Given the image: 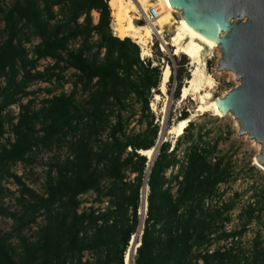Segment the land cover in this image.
I'll list each match as a JSON object with an SVG mask.
<instances>
[{"label": "trees", "instance_id": "1", "mask_svg": "<svg viewBox=\"0 0 264 264\" xmlns=\"http://www.w3.org/2000/svg\"><path fill=\"white\" fill-rule=\"evenodd\" d=\"M0 19V218L13 224L0 233V264H123L139 224L146 158L138 151L153 148L158 133L148 107L151 90L159 85L158 67L142 61L130 39L112 34L108 0H11L0 7ZM43 59L52 64L39 71ZM68 70L74 71L69 93L52 96L46 90L50 96L35 108L27 99L29 85L62 83ZM181 79L180 74L175 97ZM131 102L139 106V122L145 118L136 133L127 132ZM15 104L13 115L8 110ZM185 118L181 113L180 120ZM193 127L189 121L173 146H159L148 174L134 264H264L258 235L252 253L236 244L262 212L260 199L241 209L239 230L225 231L239 195L214 208L205 207L204 200L230 181L232 167L218 154L220 136L207 139V131L193 133ZM54 148L65 155L47 163L42 193L36 195L10 168L31 165L35 151ZM9 180L17 188L14 212L1 202L9 192L2 181ZM87 193L94 194L98 207L80 210V197ZM103 201L107 207L101 209ZM36 220L42 226L26 237L24 230ZM228 239L230 247L207 252ZM84 253L92 254L93 262L82 261Z\"/></svg>", "mask_w": 264, "mask_h": 264}, {"label": "rangeland", "instance_id": "2", "mask_svg": "<svg viewBox=\"0 0 264 264\" xmlns=\"http://www.w3.org/2000/svg\"><path fill=\"white\" fill-rule=\"evenodd\" d=\"M11 0H0V7L9 5ZM153 4V0H149L146 5V10ZM110 9V8H109ZM111 12V11H110ZM173 19L178 21L180 15L178 13L172 14ZM93 23L97 22V14L91 13ZM111 17V16H110ZM138 26L146 25L147 20L145 16L140 14L138 20H136ZM2 28V22L0 19V29ZM110 28L112 34L113 31L112 17L110 22ZM174 30L173 25H167L163 28L162 38L152 35V39L149 44L150 56L141 57L142 61H149L151 67H158L160 75L165 67L169 68L170 75L166 84V94H160L158 87L151 90V98L149 101V110L153 114V123L158 126V133L156 141L161 143H170L171 146L175 142L174 134L169 133V130L177 125V121L180 120V114L186 113V118L189 119L194 125L192 132L200 130L201 132L207 131L209 133L207 139H213L214 137L221 138V141L217 145V151L220 156H224L232 167L231 179L225 184H220L216 187L217 195L213 200L208 198L207 208L219 207L225 201L233 198V195L237 193L239 198L236 200V207L230 214V222L224 225L226 232L239 230L241 226V220L239 213L246 204H253L257 201L258 197L261 201V206L264 207V171L254 165V158L259 154L260 146L253 140L248 139L247 136L238 135V125L236 120L232 116H226L224 118H217L211 115V113H199L197 112L198 100L189 95L184 101L180 102L179 95L175 97L177 93L178 77L181 74L180 89L185 85V81L190 77L192 70V63L189 60L192 54L182 52L181 54L174 55L173 40H170L169 45H164V51L161 49L162 42H169V38ZM160 40V41H159ZM37 40H34L36 43ZM178 42V41H177ZM28 47V46H27ZM139 51L141 52L140 48ZM205 60V73L209 74L215 82V86L210 91L211 99H217L225 95L231 89L239 85V81L236 80L233 73L229 71H216L218 61L221 59V54L218 50L205 49L202 53ZM52 61L49 59H43L38 62L37 70H44L49 67ZM73 70H68L64 73V81L62 83H44L33 82L27 88V91L32 93L27 99L34 101V107L40 106L41 99L47 98L50 95H57L61 92L68 94L71 86L70 83L73 80ZM1 83V81H0ZM46 90H51V94L48 95ZM155 95L159 96V100H155ZM26 97L21 98V103L26 102ZM154 104V109L152 105ZM13 115L18 112L17 104L11 106L8 110ZM127 119V132L136 133L145 127V118H141L139 113L138 104L131 102L128 105V112L125 114ZM7 137V136H6ZM5 139V138H4ZM175 139V140H174ZM155 141V143H156ZM3 145L5 141L1 142ZM259 146V148H258ZM184 144H181L176 154L177 158L181 160L182 150ZM65 155L64 149H55L53 151L40 150L35 151L32 154L33 163L31 165L16 164L12 166L11 172L21 177L22 181L31 189H33L36 195H40L45 183V173L47 163L54 157H62ZM147 162V159H146ZM149 165V164H148ZM147 174V170L145 172ZM2 185L9 192H6L2 204L8 208L10 212L17 211L18 205L16 204L17 188L15 184L9 181H2ZM220 191H222L220 193ZM82 200L80 210H86L89 207H98L95 201L94 194L87 193L80 197ZM205 199V200H206ZM140 222V220H139ZM42 226L40 220H36L35 225L25 229L23 234L26 237L34 236L35 227ZM139 226V225H138ZM137 226V227H138ZM13 227L12 221L5 218H0V233H7L11 231ZM137 229V228H136ZM245 232L237 240L236 244L244 249V251L251 252L254 248L255 237H260L262 247H264V208L261 213L255 216V219L245 228ZM141 231V230H140ZM139 239V238H138ZM15 243V240H12ZM230 242L218 241L214 242L215 248L229 247ZM241 245V246H240ZM128 247V246H127ZM127 250V249H126ZM221 250V249H220ZM132 264H134V255L132 258Z\"/></svg>", "mask_w": 264, "mask_h": 264}, {"label": "water", "instance_id": "3", "mask_svg": "<svg viewBox=\"0 0 264 264\" xmlns=\"http://www.w3.org/2000/svg\"><path fill=\"white\" fill-rule=\"evenodd\" d=\"M165 1L189 29L217 45L216 71H230L239 81L215 100V108L221 115L232 114L239 136L260 145L254 160L264 168V0ZM159 146L158 140L155 152Z\"/></svg>", "mask_w": 264, "mask_h": 264}, {"label": "bare ground", "instance_id": "4", "mask_svg": "<svg viewBox=\"0 0 264 264\" xmlns=\"http://www.w3.org/2000/svg\"><path fill=\"white\" fill-rule=\"evenodd\" d=\"M147 2H149V0H108L115 37L120 40L124 38L130 39L140 48V56L142 58L145 56L148 57L150 56L148 47L151 42L150 40L152 39V35L158 36L161 40L163 28L167 25H173L174 30L168 40L169 42L161 43L162 45L160 47L162 51H164L163 46L169 45L170 40L172 39L173 43H171V45H174V55L181 54L182 52L192 54L189 58L192 63V70L190 77L185 81V85L180 89V102L184 101L189 95H191L193 98L198 100L197 112L202 114L208 112L217 118H224L226 116L232 117L231 113L221 115L217 112L215 108L216 99H211L210 93L215 86V82L209 74L205 73V60L203 59L202 53L205 49H209L210 51H219L217 45L189 29V27L183 23L181 17H179L178 21L174 20L172 14L178 13L180 15V12L170 8L165 0H153V4L151 5H156L159 9L158 15L154 20L147 21L146 25L135 26L134 21L138 20L140 14H146ZM169 75V68L165 67L160 75L158 85V90L162 95L166 94V84L168 82ZM155 100H159L158 95H155ZM152 108L154 109V104L152 105ZM188 122V118L178 120L177 125L171 128L169 133H173L174 138L177 139L182 135L183 129L186 127ZM138 152L148 161H152L155 149L150 148L148 150H140ZM254 165L264 171V168L259 166L255 160ZM140 230L141 225L137 227V235L133 234L129 240L127 250L125 251L123 257L124 264H132L133 251L139 246L138 238Z\"/></svg>", "mask_w": 264, "mask_h": 264}, {"label": "built area", "instance_id": "5", "mask_svg": "<svg viewBox=\"0 0 264 264\" xmlns=\"http://www.w3.org/2000/svg\"><path fill=\"white\" fill-rule=\"evenodd\" d=\"M158 7L156 5H151L148 9H147V12L146 14L144 15L146 20L147 21H150V20H154L157 15H158ZM161 145V144H160ZM139 153V152H138ZM158 153V149L157 151L155 152L154 154V157L152 159V161H148L146 162V168H145V172L147 170V174L144 172V176H143V179H142V185H141V188L139 189V193H138V208H137V211H136V214H137V217H138V220H140L139 222V225H141V227L143 226V222L146 218V211H147V196H148V185H147V182H148V174H149V171H150V168L152 166V163H153V160L155 158V156L157 155ZM149 164V165H148ZM174 170H176V167L174 168ZM170 173V169H168L166 172H165V177H167ZM180 179V178H179ZM222 191H220L221 193ZM217 195V193H215L214 195L208 197L209 200H213L214 198H217L218 200V197H215ZM208 199L204 200V205L205 207L208 206ZM226 202V201H225ZM221 205V204H220ZM101 209L107 207V203L106 201H103V203L101 204ZM32 227V226H30ZM141 232V231H140ZM140 234V233H139ZM132 237V235L130 236V238ZM140 237L141 235H139V242H140ZM225 242H230L229 243V247L231 246V240L228 239L227 241ZM223 248H228V247H223ZM223 248H218V249H223ZM215 248L213 246V244H211L208 248H207V252L210 254L212 251H214ZM135 250L133 251V255H135ZM123 257H124V254H123ZM82 261H88L89 263L93 262V256L92 254L90 253H84L83 254V258H82ZM198 264H201L200 261H198Z\"/></svg>", "mask_w": 264, "mask_h": 264}]
</instances>
